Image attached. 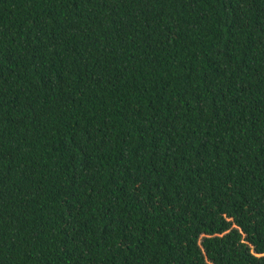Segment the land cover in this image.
Returning a JSON list of instances; mask_svg holds the SVG:
<instances>
[{
	"label": "trees",
	"instance_id": "trees-1",
	"mask_svg": "<svg viewBox=\"0 0 264 264\" xmlns=\"http://www.w3.org/2000/svg\"><path fill=\"white\" fill-rule=\"evenodd\" d=\"M0 264H264V0H0Z\"/></svg>",
	"mask_w": 264,
	"mask_h": 264
}]
</instances>
